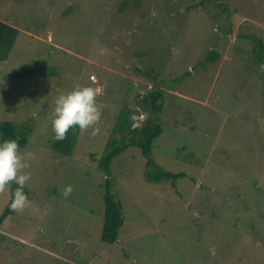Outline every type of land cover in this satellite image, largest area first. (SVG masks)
I'll return each instance as SVG.
<instances>
[{"label": "rangeland", "instance_id": "1", "mask_svg": "<svg viewBox=\"0 0 264 264\" xmlns=\"http://www.w3.org/2000/svg\"><path fill=\"white\" fill-rule=\"evenodd\" d=\"M202 1L0 0V21L20 32L0 62V121L30 125L22 171L34 198L1 221L0 264H264V66L246 38L264 39V0ZM212 51L220 59L199 66ZM41 67L46 77H13ZM77 85L101 89L99 132L81 130L72 156H58L51 112ZM155 89L165 107L152 157L186 176L150 182L140 149L116 157L124 223L105 244L98 161L125 100L138 124L136 102ZM10 199L0 190V217Z\"/></svg>", "mask_w": 264, "mask_h": 264}, {"label": "trees", "instance_id": "2", "mask_svg": "<svg viewBox=\"0 0 264 264\" xmlns=\"http://www.w3.org/2000/svg\"><path fill=\"white\" fill-rule=\"evenodd\" d=\"M210 0H204L199 5L195 7H202L207 5ZM123 5V4H122ZM224 10H227L226 5L223 3L219 4ZM193 7V6H192ZM192 7H189L191 9ZM127 6L120 7L121 12L126 10ZM69 9L64 13L67 15ZM19 30L12 25L0 21V62L5 61L13 48L18 36ZM252 40V51L253 57L257 65L260 67L264 66V39L258 38L256 36H247ZM221 57V54L217 51H212L208 56L202 61L199 66H205L210 63L217 62ZM264 71V69H263ZM53 74V71H51ZM50 74V73H49ZM51 74V75H52ZM46 77L47 69L45 68H34L30 70H25L20 73L13 75L14 78L20 77H36V76ZM191 75L188 71L179 78H175L174 81L178 79H183ZM263 80L264 87V75L261 76ZM157 80V79H156ZM138 96L141 97V94ZM165 97V91L163 90H153L149 91L140 102H136L137 105L142 103V110L147 117L144 121L138 124L134 122L133 115L136 113L132 104L125 100L129 106H125L119 113L117 117L116 124L110 132L109 138L105 144V151L101 159L98 161V169L104 171L109 176L111 173V166L116 157L127 151L130 147H136L140 149L142 155L146 158V166L148 172L146 173V178L150 182H161V181H171L173 186H176V182L179 178L185 177V173H171L160 167L152 157L153 146L155 140L163 133V127L161 124V114L165 105L163 104V99ZM131 106V107H130ZM81 129L77 127L70 128L65 135L63 140L54 139L52 144V151L58 156H72L74 149L77 144V139L79 138ZM31 134V128L28 123L17 124L13 121H0V140L3 139H16L20 149L24 148L29 142V136ZM11 187V199L7 206L5 207L4 213L0 217V223L3 222L7 217L15 215L16 208H13L12 193L16 190L18 185L15 182L10 184ZM112 181L110 176L106 178L105 191H104V202H105V216L104 225L101 233V242L105 244H113L118 241L120 230L124 223V211L123 205L118 201L111 190ZM25 194L28 196L29 202H32L34 198L30 195L29 189L24 186L23 188ZM55 191V190H54Z\"/></svg>", "mask_w": 264, "mask_h": 264}, {"label": "clouds", "instance_id": "3", "mask_svg": "<svg viewBox=\"0 0 264 264\" xmlns=\"http://www.w3.org/2000/svg\"><path fill=\"white\" fill-rule=\"evenodd\" d=\"M100 91V88L77 85L55 99L51 112L54 139L63 140L70 128L78 126L81 130H86L98 123L101 113L97 107L96 97ZM139 116L140 120L144 121L143 115ZM97 132L99 128L92 127V134ZM31 156L32 153L21 152L16 139L0 140V190L10 186L12 182L18 185L12 193L13 208H23L29 203L23 188L30 176L22 170L29 166Z\"/></svg>", "mask_w": 264, "mask_h": 264}, {"label": "built area", "instance_id": "4", "mask_svg": "<svg viewBox=\"0 0 264 264\" xmlns=\"http://www.w3.org/2000/svg\"><path fill=\"white\" fill-rule=\"evenodd\" d=\"M92 79H94V80H95V78H94V77H92Z\"/></svg>", "mask_w": 264, "mask_h": 264}]
</instances>
